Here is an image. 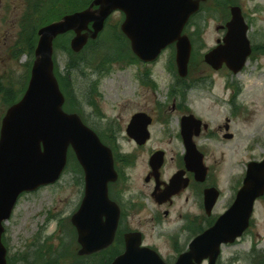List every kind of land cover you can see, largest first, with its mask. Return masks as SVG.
Masks as SVG:
<instances>
[{
    "label": "rangeland",
    "instance_id": "rangeland-1",
    "mask_svg": "<svg viewBox=\"0 0 264 264\" xmlns=\"http://www.w3.org/2000/svg\"><path fill=\"white\" fill-rule=\"evenodd\" d=\"M26 3L25 0H0V79L15 76L16 72L23 73L22 66L28 60L26 54L21 56L20 60L14 58L12 54V46L19 29L18 24L26 11ZM234 4L243 8L244 15L251 26L248 37L256 48V52L237 75L223 68L211 74L214 81L210 86L211 89L197 85L190 90L191 86L187 82H193L204 75L210 76L205 72L207 66L202 58L205 52L214 47V38L221 34L217 26L224 25V13ZM209 5L210 14L202 13L188 28L190 36L194 39V55L189 69L190 74L182 79V88L175 86V95H179V101L181 100L187 111L203 117L212 128L213 135L202 137L200 142L208 151L206 161L212 167L210 179L218 181L221 189L222 196L213 212L215 217L230 207L232 191L234 187L238 189L247 164L252 160H262L264 156V0H213ZM118 23V15L115 14L110 20L108 30L117 32ZM196 23H199V27L194 25ZM116 37L119 38L116 42L122 48V37L120 34ZM107 40L111 41L108 35ZM59 45L54 55L55 66L60 70V79L66 85V89L68 91L69 87L74 89L71 97L74 104L76 100L80 106L78 109L69 101L66 109L70 112L84 111L85 116L90 118L91 124L102 130L111 126L116 131L121 150L133 153L134 157L128 162L130 166L123 168V177L115 190L118 191V198L126 202L124 208L128 209L129 216L127 226L138 227L145 232L146 242L157 246L166 262L173 261L177 257L174 244L183 245L184 229H178L182 223L177 214L180 212L179 208L185 207L188 193L177 200L176 208L171 210L169 216L164 217L160 208H157L149 197L150 188L144 183L145 170L142 164L152 148H171L172 140L169 137L177 131L178 116L183 112V110L174 112L166 106L170 101L169 84L171 79H176L177 76L176 65L172 61L174 56L170 57L172 52L166 51L157 62L148 63V65L126 53L125 56L115 57L112 63L95 62L92 66V75V69L86 66L81 65L80 69H71V64L72 67L78 65L79 58L70 50L66 51L62 41H59ZM110 47L111 45L108 44V48ZM95 48L98 47L92 46L90 53L96 51ZM120 48L116 44L113 54L118 53V50L121 51ZM87 52L83 53L85 58L89 57L90 53ZM70 58L72 63L69 65ZM95 70L98 71L96 74H94ZM85 76L90 77L91 80ZM88 81H97V93L94 92L91 99L93 106L88 105L84 100V95L88 91ZM208 81L211 82V80ZM233 88L240 91L238 96L233 98L234 102L230 103L229 99L234 94ZM155 107L165 109L161 116L157 117L159 121L152 127L153 140L148 147L137 150L135 142L128 138L125 128L133 113L141 109L153 113ZM5 109V103L0 98V124ZM158 114L156 112V116ZM102 117L104 120L99 119ZM228 122L231 127L230 132L234 135L233 139L229 140L221 136L224 131L218 127ZM105 130L104 135L107 133ZM178 147L176 145L175 148ZM181 149L182 147L180 151ZM137 155L138 163H134ZM136 164H138V170L130 169ZM60 179L58 183L42 187L36 193L22 196L18 201L13 216L5 225L4 237L11 255L25 256L38 236V234L35 235L38 227L47 223L49 226L41 235L48 238L54 234L52 239L45 242L46 250H53L60 257L53 258L54 264H70L78 259L75 255L77 243L73 244L71 251L66 247L71 240V230L66 226V229L61 232L59 223L70 224V217L81 203L84 189L78 184L79 181L74 173L65 172ZM188 204L193 205L191 201ZM182 211L185 212L184 209ZM192 211H199V209L193 205ZM157 213L162 220L154 219ZM55 214L59 218V223L56 220L49 222ZM253 214L250 230L234 244L223 246L218 264H264V197L256 202ZM184 245L186 246L185 243ZM115 253L116 251L110 253L105 251L97 258L91 256L89 259H83L82 263L108 262Z\"/></svg>",
    "mask_w": 264,
    "mask_h": 264
},
{
    "label": "water",
    "instance_id": "water-1",
    "mask_svg": "<svg viewBox=\"0 0 264 264\" xmlns=\"http://www.w3.org/2000/svg\"><path fill=\"white\" fill-rule=\"evenodd\" d=\"M200 4L201 0H94L89 8L68 14L38 31L36 60L27 92L6 110L1 123L0 264H8V248L3 241L4 224L10 219L20 195L59 181L66 169L70 148L85 172L83 201L72 217L81 246L79 254L90 256L110 247L120 223L121 209L109 197V183L118 180L114 156L79 114L64 111L65 96L54 68L55 39L74 31L76 36L71 45L75 52H81L89 41L88 32L96 39L107 18L116 9H121L127 13L123 32L131 40L134 53L146 63L153 62L164 49L176 43L178 74L187 77L192 42L183 32L191 16L200 10ZM231 16L224 44L207 53L205 61L214 69L227 64L237 74L248 62L253 48L241 7L234 6ZM131 120L128 134L139 144L146 143L152 119L146 113H139ZM195 124L199 132L201 121L194 116L184 117L182 129L188 149L187 160L197 178L205 181L208 172L203 155L187 133ZM231 137L232 134L226 135L228 139ZM162 157L158 153L155 160L160 162ZM176 183V180L172 181L174 191ZM205 194L206 211L210 215L220 194L214 187L207 189ZM262 196L264 160L252 161L232 206L208 230L197 236L187 252L174 263H166L158 252L143 247L142 234L133 232L126 234V249L112 264H202L204 260L217 264L223 244H234L250 227L255 202Z\"/></svg>",
    "mask_w": 264,
    "mask_h": 264
},
{
    "label": "flooded vegetation",
    "instance_id": "flooded-vegetation-1",
    "mask_svg": "<svg viewBox=\"0 0 264 264\" xmlns=\"http://www.w3.org/2000/svg\"><path fill=\"white\" fill-rule=\"evenodd\" d=\"M212 1L213 0H207L203 6L201 5L202 6L201 11L198 14V17L202 13L210 14L211 9H208V6H210L209 4L212 3ZM115 14L118 15V21H119L117 32H118V34H120V36L122 37V40H123V41H121L123 49L122 48H120V49L122 50L123 54L128 53L132 56L133 55V53H132L133 52L132 42L129 39V37L126 35L125 31L123 32L124 24L127 21L126 20L127 13L124 10L118 9L112 15V17ZM244 14L245 13L243 12V15ZM224 16H225L224 25L217 26V30L220 31L221 34H220V36H217L216 38H214L215 39L214 47L219 46L224 42V36L227 33L226 24L232 19L231 6L227 10V12L224 13ZM111 18H110V20H111ZM245 18H246V16H245ZM195 26L199 27V23H196ZM118 41H119V38H118ZM92 45H95V43H91L89 48ZM214 47L210 48L207 52H210L211 50H213ZM169 50L172 52L170 57L174 56L172 58V61L176 65L175 71H176L177 76H176V79H171V82L169 84L170 85V91H169L170 101H169V105H166V106L168 108H171V110H173L174 112H180L182 110H183V112H182V114H180L178 116L179 123H178L177 131L175 133H173L172 136L169 137V139L172 140L170 143L171 148H167V147L166 148H164V147L163 148H160V147L159 148H152V150L148 152L149 154L146 157V160H144V162L142 164H143V170H145V173H144L145 176L143 177V180H144L145 185L148 186V188H150L149 197L152 198L153 202L155 203V206L157 208H160V210L162 211V215L164 217L169 216L171 213V210L176 208L175 206H176L177 200H179L180 198H183L188 193V196L186 198V205L187 206L185 205V207L179 208L181 213L179 212V214H177V216L179 217L180 223H182V225H180L178 227V229L179 230L184 229V234L182 235L183 245H181L179 243L174 244V251L177 255H179L180 253H182L184 250H186L188 248L191 239L200 235V233H202L206 229H208L207 228L208 224H211V218L212 217L215 218L213 215H210V216L206 215V211H205L206 206H204V199H205L204 190L206 188H209L210 186L217 187L218 189H220V188H219L218 181H211V179H210V174L212 173L211 172L212 167L206 161L208 151L205 150V148L201 145L203 143L200 142L202 137H207V136L210 137L213 135V133L211 132V129H212L211 125L209 122H207V120L205 121L204 118L200 117L197 113H192V112L187 111L186 108L184 107V105H182L181 100L179 101V98H180L179 95H175L176 87L182 88L183 80L179 79V77H178L179 74H178L177 62H176V55H177L176 44L170 45L166 49V51H169ZM207 52L204 53L202 61H204V63L207 66V69L205 72L209 73L210 76L204 75L203 77H200L193 82H187L189 84V86H191L190 90H193V88L197 87L198 83L202 84L203 87L207 88V89L211 86V84L213 85V83H214V81L211 78V74H214L215 71H219V70H216V69L214 70L210 65H208L206 63V61L204 59H205V54ZM133 58L135 59V57H133ZM223 68H226V67H223ZM95 71L98 72L97 70H95ZM101 72H104V71H101ZM170 77H171V75H170ZM208 80H211V82H209ZM174 81L176 82L175 85H174ZM209 89H211V87ZM239 91L240 90L236 91V89L233 88L234 94L229 99L230 103L234 102L233 98L235 99L238 96ZM235 94H236V96H235ZM89 105L93 106V104H91L90 101H89ZM164 106L165 105H163V107ZM163 107H155V111L153 113L148 112L146 109L139 110V111L146 112L147 114L151 115L152 119H153V123L150 126V130H151L150 142L147 143L146 145H143V146H141V145L138 146L135 143V148L137 150L144 149L151 144V142L153 140L152 127L154 126L155 123H157L159 121V119L157 117H160L161 113L164 112L163 110L165 108H163ZM156 112L159 113L157 116H156ZM135 113H137V112H135ZM135 113H133L131 115V117ZM189 115H194V117H197V118L201 119V121H202V124H201L202 130H199V132H198V128L196 127V124H195L193 129L187 133L189 136H191V140H193L197 149L200 150L204 154V161H205V164L207 166V171H208V177H207L205 182H201V181L196 179V173L194 172L193 169L188 167V162H186V156L188 153V151H187L188 149H187V145H186V140H184V136H183L182 122L184 120V117L189 116ZM99 119L104 120V117L99 118ZM87 124L91 128H93V127L95 128V129L94 128L93 129L97 133H99L102 141L104 143H106V145H109L112 148V154H114V159H115L114 165H115L116 172L119 176V179H118V182L116 184H112V185L110 184V191H111V197L113 199H115V201H117V203L120 206V209H122L121 218H120V226H119L118 231H117L118 235H117V238H116L114 243L117 246V249L121 250L120 252L122 253L123 250L125 249V245H126L125 241H124L125 235L129 232H133V230L134 231L135 230L141 231V229H139L138 227L127 226V222H129V220H128L129 216L127 215L128 209L124 208V206L126 205V202L121 201L120 198H118V191L117 192L115 191L117 188V184L120 182L121 178L123 177L122 176L123 168L130 166V165H128V162H130V159L132 160V158L134 156H133V153H126L125 151L121 150L120 144L118 143L116 131L113 130V128L111 126H109V127L107 126L105 128L106 130L105 129L102 130L96 126L92 127L90 125V123H88V122H87ZM218 127L222 131H224L223 132L224 134L221 135L223 138H225V136L227 135V133L230 132V129H231L229 122L224 124V125H219ZM104 130H105V132H107L106 135H104V132H103ZM214 136H216V135L214 134ZM176 145L179 147L175 148ZM181 147H182V149L180 151ZM157 151L164 152L163 166H160V168L157 166H153V164H151L152 156ZM136 158H137V160H135L134 163H136V162L138 163V155ZM69 159H70L69 163H68L69 174L74 173V175L76 177H78V175H80L83 178V183H84L85 178H84L83 167H81L79 165V162L77 161L76 157L75 158L70 157ZM71 159H72V164H74V169H71V167H70ZM132 168H136L138 170V164L130 167V169H132ZM176 176H178V179H177V183H176L177 186L175 187L176 189H175V191H173L174 194L169 196V197L163 198L162 194H164L165 191L169 192L168 188L170 187V184L172 183V181H174ZM77 180L80 181L79 179H77ZM74 183H75V181H74ZM184 185H186V186H184ZM240 187H238V188H240ZM36 192H32V193H36ZM236 192H237V189L234 187V190L232 191L233 194L231 196V203L236 198V195H237ZM31 194H24V196L25 195H31ZM189 201H191L194 206H197L199 211H192L193 205H189L188 204ZM188 206H190V208H188ZM183 209L185 210V212L182 211ZM70 218L71 219L69 220V223H70L69 225L67 222H66L67 224L59 223V221H58L59 218L56 217V214H55V216L53 218H51L49 220V222L56 220L57 223L60 224L59 226H60L61 232L64 229H66V226H68V228L71 230L72 237H71V240L67 244L66 247H68V249L71 251V250H73V248H71V247L73 246V244H75V234H74V226L72 223V217H70ZM155 218L158 220H162L159 213H157V215H155L154 219ZM208 219L210 221H208ZM48 226H49V224L46 223V225H44L42 227H38L37 232H35V235L38 234V236L34 240V242L30 245V249L28 250V252L24 256L25 259L20 254L12 255L11 259L13 261V264H30L29 259L33 260L32 257L34 256V254H36V257H39V258L42 255L43 259L48 257V259H45L44 262L48 263V264H54L53 260H55V259H53V258L59 257L57 255L58 253L55 254V252H53V250H46L47 246L45 245V242H47L54 234L48 238L45 237L44 235H41L42 233H44V229L48 228ZM41 239H42V241H41ZM143 242L146 245L154 248L155 250L157 249V246L155 247L154 245L146 242L145 232H143ZM184 243L186 244V246L184 245ZM76 251L77 250L75 248V255L78 257V260H82L84 257L78 256L79 254L78 253L76 254ZM49 255H50L51 259L49 258ZM50 260H52V261H50ZM70 264H77V260L74 263H70Z\"/></svg>",
    "mask_w": 264,
    "mask_h": 264
},
{
    "label": "trees",
    "instance_id": "trees-1",
    "mask_svg": "<svg viewBox=\"0 0 264 264\" xmlns=\"http://www.w3.org/2000/svg\"><path fill=\"white\" fill-rule=\"evenodd\" d=\"M91 1L92 0H67V2L66 0H25V2H27L25 8L26 11L23 13L24 15L18 24L19 29L16 34L17 38L15 40V43L12 46V54L17 60H20L21 56L26 54L28 60L22 66L24 69L23 73L18 74L16 72L15 76L11 75L7 78L0 79V98L4 101L5 108L16 104V102L20 100V98L26 92L25 90L29 83V78L31 74V66L35 59L34 57L37 47L36 44L39 39V36L37 35L38 30L41 27L46 26L47 23L57 20L64 14H68V12L78 11L79 9L87 7ZM60 39L55 42L56 50L58 49V47H60L59 41L63 42V47H65V50H69V38H67V36H64ZM116 40L117 38L115 39V42ZM102 43H104L103 46L100 48H95L96 51L92 52V56L85 58L84 55H82L78 60L79 65H75L74 67L77 68L81 64H83L84 66L92 67L95 62L101 64L112 63L115 57L124 55L120 50H118V53L113 54V51L116 49V44H118L117 42L115 44L111 41L108 42L107 39H105L102 41ZM108 44L111 45L110 48H108ZM118 47L120 48L119 45ZM56 76L57 79H59L60 85L62 84V88L67 93V103L71 101L72 104H74V100L71 98L74 94V89L72 87H69V91L66 89V85H64L62 79H60V70L58 68H56ZM87 86L88 91H86L84 99L90 98L94 92L97 93L96 84H92V82L88 81ZM75 103L76 104L74 105H76L79 109L80 106L76 102V100ZM80 113H82V111H80ZM112 251H115V249L113 248L110 252ZM82 261L80 262L77 259V264H83ZM29 262L30 264H48L42 260V257H36V254H34V260L29 259ZM10 264H12L11 259Z\"/></svg>",
    "mask_w": 264,
    "mask_h": 264
}]
</instances>
